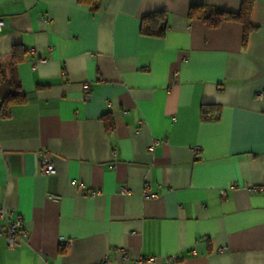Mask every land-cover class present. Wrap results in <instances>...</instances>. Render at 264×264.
Wrapping results in <instances>:
<instances>
[{"label":"crops","instance_id":"obj_1","mask_svg":"<svg viewBox=\"0 0 264 264\" xmlns=\"http://www.w3.org/2000/svg\"><path fill=\"white\" fill-rule=\"evenodd\" d=\"M240 3L0 0V66L25 52V101L0 110V209L27 232L0 237V264H264V0L244 45L236 22L186 17ZM157 12L165 35L142 36Z\"/></svg>","mask_w":264,"mask_h":264},{"label":"trees","instance_id":"obj_2","mask_svg":"<svg viewBox=\"0 0 264 264\" xmlns=\"http://www.w3.org/2000/svg\"><path fill=\"white\" fill-rule=\"evenodd\" d=\"M83 1V0H81ZM253 0H241L237 13H231L214 7L193 5L188 8L186 17L189 21L199 20L209 28H217L223 22H236L242 27V43H246L248 35L254 30L250 24V13ZM166 31V15L163 12L151 13L142 18L139 33L142 36L161 38ZM10 60L7 67L0 66V110L3 117L7 116L8 109L14 105L24 103L25 96L20 90L16 77V66L25 59V52L19 47H13L6 54ZM207 109H201V116L207 119ZM106 130H111L112 120L109 116L103 118Z\"/></svg>","mask_w":264,"mask_h":264},{"label":"built area","instance_id":"obj_3","mask_svg":"<svg viewBox=\"0 0 264 264\" xmlns=\"http://www.w3.org/2000/svg\"><path fill=\"white\" fill-rule=\"evenodd\" d=\"M3 26V22L0 21V29ZM86 88V87H84ZM259 98H264V93L259 92L257 94ZM84 99L87 98V94L83 95ZM195 150H199V148H196ZM39 165H40V173L42 176H48L54 173V168L50 164V162L43 158L39 157ZM253 192H264V186H261L259 188H253L251 189ZM119 194L124 195L127 194V191L124 187H120ZM221 196H224V193L221 191ZM143 197H150L151 195L148 194V192L145 190L143 191ZM0 221L2 224L0 225V237L5 239L7 248L9 250L15 249L19 244L24 242L27 232L23 227L22 220L20 218H17L15 220H11L10 214L6 213L3 209H0ZM63 245L66 243H62ZM124 257V255H123ZM153 258L149 257L147 259V262H152ZM178 261V258L176 255H170L168 257H165L161 264H176Z\"/></svg>","mask_w":264,"mask_h":264}]
</instances>
